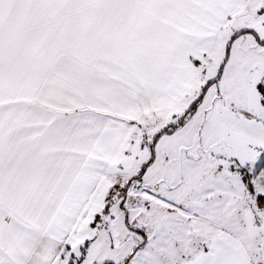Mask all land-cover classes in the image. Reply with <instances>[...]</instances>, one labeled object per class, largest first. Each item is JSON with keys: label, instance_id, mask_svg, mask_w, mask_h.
Wrapping results in <instances>:
<instances>
[{"label": "snow or ice", "instance_id": "6c2138e0", "mask_svg": "<svg viewBox=\"0 0 264 264\" xmlns=\"http://www.w3.org/2000/svg\"><path fill=\"white\" fill-rule=\"evenodd\" d=\"M0 264H264V0H0Z\"/></svg>", "mask_w": 264, "mask_h": 264}]
</instances>
